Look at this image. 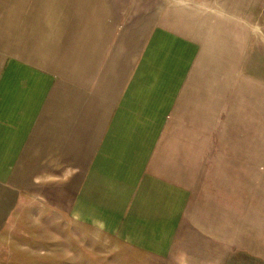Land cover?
<instances>
[{"label": "crops", "instance_id": "obj_1", "mask_svg": "<svg viewBox=\"0 0 264 264\" xmlns=\"http://www.w3.org/2000/svg\"><path fill=\"white\" fill-rule=\"evenodd\" d=\"M178 13L159 0H0V172L10 178L0 206L5 190H46L44 174L72 205L86 192L129 206L128 217L174 206L203 183V153L226 110L234 129L217 137L229 142L217 170H242L264 143L262 46L235 34L221 45L212 36V47L210 23L197 39ZM202 191L205 202L187 196L191 213L225 206Z\"/></svg>", "mask_w": 264, "mask_h": 264}, {"label": "rangeland", "instance_id": "obj_2", "mask_svg": "<svg viewBox=\"0 0 264 264\" xmlns=\"http://www.w3.org/2000/svg\"><path fill=\"white\" fill-rule=\"evenodd\" d=\"M159 1L166 10L177 8L182 22L192 21L197 39L205 31L202 23L209 22L210 46L214 35L221 45V36L231 40L236 34L234 38L240 36L243 43L256 38L262 46L258 50L264 52V0ZM184 7H192L193 13L185 15ZM222 114L203 153V183L178 192L174 206L140 208V215L128 217L129 206L111 208L109 203L91 200L86 192L72 205L71 192L61 191L62 182L49 174L40 178L46 190L34 192L33 198L29 192L16 196L5 190V204L0 206V264H264V149L260 147L264 143L241 161L237 168L242 170H217L223 152L229 153L225 148L229 142H218L217 137L224 125L231 133L234 129L229 112ZM256 135L261 141L264 132ZM7 175L8 170H1V184H9ZM204 188L214 199L209 202L225 206L206 207L201 217L195 206L191 213L185 204L191 194L194 203L205 202Z\"/></svg>", "mask_w": 264, "mask_h": 264}]
</instances>
